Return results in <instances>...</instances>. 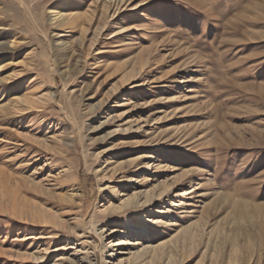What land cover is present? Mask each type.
<instances>
[{
    "label": "rangeland",
    "instance_id": "obj_1",
    "mask_svg": "<svg viewBox=\"0 0 264 264\" xmlns=\"http://www.w3.org/2000/svg\"><path fill=\"white\" fill-rule=\"evenodd\" d=\"M0 42V264H264V0H0Z\"/></svg>",
    "mask_w": 264,
    "mask_h": 264
},
{
    "label": "bare ground",
    "instance_id": "obj_2",
    "mask_svg": "<svg viewBox=\"0 0 264 264\" xmlns=\"http://www.w3.org/2000/svg\"><path fill=\"white\" fill-rule=\"evenodd\" d=\"M6 49H7L6 44L4 42H0V52L1 51L2 52L5 51ZM63 160H64V158H63ZM65 172H66V178L67 179H71L72 181H75L76 178H75L74 173L72 171L67 170ZM81 194L82 193H80V194L79 193H75V194L71 195L68 199L66 198L67 199V202L65 204L68 207H71V208H75L78 205L82 204L81 197H80V196H82ZM161 195H164V192H162ZM152 197H153V194L152 193L150 194L149 192H147V196H146L145 200L142 201L141 200L142 198L138 196V193H134L133 195H131L127 199H125L123 202H121V205H119V206H112V205H110V206L106 207L105 209H103L101 211L104 214H107L108 217H112V216L113 217H118V216H120V212L119 211L122 210V209L132 210L137 215L138 214L140 215V213L143 210H146L148 208V206L150 204H152V202H154L155 199H153ZM28 206L31 207L32 205H28ZM158 210H157L156 213H158ZM78 215L79 216L83 215L82 210H80V212L78 213ZM27 216L31 218V220H32V221L30 220L31 222H35L34 224L43 225L44 228H48L50 225H55V224L58 226V224H59L58 222H56V221L54 222L53 221L55 219H52V218L47 217L46 210L43 207L37 206V207H35V211L30 208V211L27 213ZM147 221H150V220H147ZM125 222L127 223V226L128 227H132V225H133L132 222L133 221L131 219H127ZM171 222H174V221H171ZM175 225L174 224H171V226H175ZM62 228L63 229H66L67 227L66 226H62ZM62 228H60V226H59V230L62 229ZM142 229L143 228L141 227L137 231L140 232ZM60 231H62V230H60ZM70 232H73L74 233V231H70ZM120 254L121 253H119L118 255H120ZM113 256H114V254H112V257ZM85 261H86L85 260V257H82V258L76 260L75 263L74 262L72 263V261H71L69 264H77L78 262L80 264V262L81 263H84ZM121 262L118 261L115 264H122ZM89 264H95V263H89Z\"/></svg>",
    "mask_w": 264,
    "mask_h": 264
}]
</instances>
